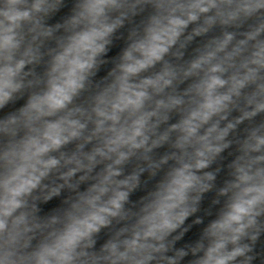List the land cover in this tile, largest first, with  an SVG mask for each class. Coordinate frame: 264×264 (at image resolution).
<instances>
[{
	"label": "clouds",
	"instance_id": "clouds-1",
	"mask_svg": "<svg viewBox=\"0 0 264 264\" xmlns=\"http://www.w3.org/2000/svg\"><path fill=\"white\" fill-rule=\"evenodd\" d=\"M0 264H264V0H0Z\"/></svg>",
	"mask_w": 264,
	"mask_h": 264
}]
</instances>
